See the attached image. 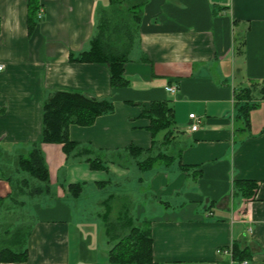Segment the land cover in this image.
Returning a JSON list of instances; mask_svg holds the SVG:
<instances>
[{
    "label": "crops",
    "instance_id": "1",
    "mask_svg": "<svg viewBox=\"0 0 264 264\" xmlns=\"http://www.w3.org/2000/svg\"><path fill=\"white\" fill-rule=\"evenodd\" d=\"M111 2L0 0L3 170L13 171L14 158L40 140L43 102L53 91H77L114 105L93 124L70 125L68 131L80 146L106 156L110 164L105 169L66 156L60 143H41L50 178L47 191L31 196L0 177V224L8 214L3 204L15 195L22 203L10 210L30 225L27 260L0 264H109L103 201L109 195L134 198L128 187L132 176L147 195L129 205V212L138 221H150L154 261L237 264L232 258L237 243L252 252L247 264H264V98L259 90L264 0H146L124 65L127 83L116 87L106 64L70 59L89 47L99 13ZM169 85L174 93L166 90ZM250 86L252 101L259 105L242 129L234 93ZM155 101L172 106L174 128L163 151L173 160L142 170L128 147L142 148V153L153 148L149 119L142 112ZM192 113L195 118L189 117ZM194 122L198 126L191 130ZM109 173L120 179L114 182L120 194L103 198L100 191L109 183L103 177ZM237 179L259 181L254 199L235 191ZM71 183L81 185L79 195L69 191Z\"/></svg>",
    "mask_w": 264,
    "mask_h": 264
},
{
    "label": "trees",
    "instance_id": "2",
    "mask_svg": "<svg viewBox=\"0 0 264 264\" xmlns=\"http://www.w3.org/2000/svg\"><path fill=\"white\" fill-rule=\"evenodd\" d=\"M146 0H112L108 9L101 10L95 32L90 39L89 47L77 55H71L72 61L88 63H104L108 66L110 83L112 86H122L127 83L124 77V65L129 60V54L139 33L142 6ZM252 86L257 84L252 83ZM252 86L242 87L235 91L234 106L236 121L239 127H249V113L259 105V101H252ZM261 99L264 98V82L260 87ZM114 110L113 102L106 98L87 96L81 92L55 90L44 100L42 106V133L38 142H34L26 153L17 155L13 160L14 170H3L0 166V177L8 181L11 186L31 196L47 191L50 185L49 171L45 161L41 143H60L66 156L73 155L89 163L92 169H105L102 157H91L94 151L89 146H80L69 137L70 125L89 126L95 119ZM142 115L149 119L147 129L155 144L156 135L164 131L162 144H166L172 137L174 120L172 106L167 101L152 102L148 110ZM241 129V130H242ZM130 154L136 159L142 148L128 147ZM173 156L159 151L156 155L144 159H136V164L142 170L151 169L158 161L169 165ZM16 173V175L14 174ZM21 175H18V174ZM259 181L251 179H237L234 189L245 200L255 197ZM69 191L77 196L81 191L79 183L68 185ZM9 198L13 204L18 202L15 195ZM3 198L0 197V204ZM115 196L109 195L104 201V211L101 214L107 240L109 264H160L152 257V235L150 221H138L132 218L129 205L122 204L113 209ZM4 209V208H3ZM11 227V229H10ZM30 233V225L19 221V217L2 219L0 224V263L23 262L28 258L26 240ZM252 252L248 246L234 243L232 258L237 264L248 262Z\"/></svg>",
    "mask_w": 264,
    "mask_h": 264
},
{
    "label": "rangeland",
    "instance_id": "3",
    "mask_svg": "<svg viewBox=\"0 0 264 264\" xmlns=\"http://www.w3.org/2000/svg\"><path fill=\"white\" fill-rule=\"evenodd\" d=\"M163 135H164V131H161V132H159L157 135H156V142H155V144L153 145V148L148 152V151H146V152H143L142 154H141V156H138L136 159H144V158H146L147 156H149V155H155L158 151H160V150H164L165 149V145L164 144H162V139H163ZM97 152L98 151H96V152H93L92 154H90V156L91 157H96V156H100V157H102L103 158V160L105 161V165L106 164H110L109 162H107V158H106V156H103V155H97ZM85 156H82L81 158H84ZM110 159H112V161H115L114 162V164L116 163V164H119L120 163V159L119 158H110ZM116 159V160H115ZM124 158H121V161L122 162H124ZM156 164H164L162 161H158ZM106 171V170H105ZM106 175H104V179L105 180H107V181H109V183L108 184H106V186L100 191V195H103V198H105V197H107L108 195H109V193H115V191L117 192V190H115V184H114V182L115 181H120V179L119 178H117V175L115 176V174H108V176H107V178L105 177ZM115 176V177H114ZM110 177V178H109ZM110 180H111V182H110ZM139 182H141V181H139V180H134V178H133V176H132V179L128 182V187H129V191H130V195H131V190H133V194H134V198L132 197V195L131 196H129V197H127L126 195H114L115 196V203L113 204V209H118L122 204H124V205H126V206H128V205H132V203L133 202H135L136 201V199H138L139 197H141L142 199L143 198H145V196H144V193H145V195H147L146 194V192H147V189H145L146 190V192H145V190L141 187V183H139ZM146 183H147V181H143V184H144V186H145V188H146ZM82 184H83V182H82ZM119 186H121L120 185V183H119ZM114 191V192H113ZM87 193H89V197L90 198H92L93 197V194H92V191L91 190H88V192ZM117 193H119V192H117ZM124 193V192H123ZM120 194V193H119ZM142 194H143V196H142ZM98 195V194H97ZM141 195V196H140ZM127 197V198H126ZM12 207H14V208H18V206H16L15 204H13V202H8V203H6V204H3V208H4V210H8L7 212H8V214L6 215V218H12V217H15V213L17 212L16 210L12 213V211L10 210V209H12ZM249 264H252L251 262L249 263Z\"/></svg>",
    "mask_w": 264,
    "mask_h": 264
},
{
    "label": "built area",
    "instance_id": "4",
    "mask_svg": "<svg viewBox=\"0 0 264 264\" xmlns=\"http://www.w3.org/2000/svg\"><path fill=\"white\" fill-rule=\"evenodd\" d=\"M2 69H3V65L0 64V70H2ZM166 90H167L169 93H174V92L176 91V88H175L174 86H172V85H169V86H166ZM189 117H190V118H195V116H194L193 113H192V114H189ZM197 126H198L197 122H194V123L191 125V130H196ZM241 264H247V262H246V261H243Z\"/></svg>",
    "mask_w": 264,
    "mask_h": 264
}]
</instances>
